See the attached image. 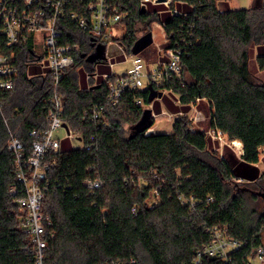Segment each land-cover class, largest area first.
I'll list each match as a JSON object with an SVG mask.
<instances>
[{"label": "trees", "instance_id": "1", "mask_svg": "<svg viewBox=\"0 0 264 264\" xmlns=\"http://www.w3.org/2000/svg\"><path fill=\"white\" fill-rule=\"evenodd\" d=\"M108 1L125 13L118 24L122 33L112 39L134 54L157 14L141 12L139 0ZM75 2L70 9H76ZM180 6L186 15L163 16L168 37L164 47L181 50L180 76L130 89L115 106L107 95L109 82L119 74L95 88L80 83L78 66L93 69L81 57L91 48V35L69 17L60 22L61 43L79 45L59 84L62 117L84 144L93 141V147H67L64 137L58 152L47 154L54 165L47 172L42 207L55 236L46 264H195L197 249L210 241L207 229L213 226L226 229L243 245L226 259L205 256L200 264H245L255 247L264 248V206L249 207L250 201L264 200V170L258 167L264 146V81L250 67L254 46L256 65L264 71V0L239 9L201 0L191 13L188 5ZM31 46V41L16 46L19 74L0 110V264H34L30 236L22 228L23 212L9 192L20 185L7 148L10 129H17L30 154L34 137L29 130L48 125L44 96L49 79L26 76V62L34 59ZM0 47L8 48L1 31ZM148 84L161 92L172 89L179 98L175 105L168 100V108L183 111L173 119L170 132L144 134L133 127L144 109L155 104ZM197 98L208 103V129L239 140L240 155L228 145L220 153L207 129L191 128L187 113ZM92 104H104L103 115L84 119L83 110ZM125 124L129 130L124 133ZM86 178L99 179L100 185L90 189Z\"/></svg>", "mask_w": 264, "mask_h": 264}, {"label": "built area", "instance_id": "2", "mask_svg": "<svg viewBox=\"0 0 264 264\" xmlns=\"http://www.w3.org/2000/svg\"><path fill=\"white\" fill-rule=\"evenodd\" d=\"M73 1H76V9L69 8ZM147 1L163 3L168 16L172 17L177 14H187V12L179 10L178 5H188L191 13V8L193 9L196 3L201 0H139L140 7H143L144 11H147L145 7ZM154 12L158 19L152 22L150 31L152 42L155 39V32L153 31L155 26L160 28L165 39L161 43L162 50L159 49L160 56L158 61L154 62V68L146 70V61L142 55L126 54L122 46L112 39L114 35H117L114 27L119 24L125 13L108 0H0V31L8 47L6 50L0 47V110L3 107L4 94L14 88L16 77L19 74L17 66L18 48L16 47L18 44L31 41L32 44L37 43L41 46L42 53H36L34 47L31 46V54L34 59L26 62V76L47 77L50 84L49 93L44 96V100L49 103L47 110L48 125L40 131L37 129L29 130V135L34 137L30 154H26L24 142L16 133L17 129H10L7 139V148L14 158V173L20 185V187L11 186L9 192L15 196L14 201L23 212L22 228L30 236L29 247L33 252L34 264H46V251L49 249L50 240L55 236V231L51 229L52 221L42 207L45 188L49 183L47 172L54 165V161L46 159L47 154L58 152L61 139L58 133L61 131H65L64 137L75 136L80 139L83 143L82 146L86 149L93 147V141L84 144L81 134L73 132L62 117L63 102L59 84L64 71L74 63V52L79 50V45L77 43H61L63 29L60 22L67 17L71 18L77 22L80 29L89 31L91 46L96 48L97 44L102 42L116 44L125 60H130V66L125 73L116 74L115 80L109 82L107 100L110 105L115 106L130 89H143L148 82L160 83L165 76L176 75L179 77L181 74V50L164 47V44L168 42L165 31L166 22L163 20L162 11ZM85 53L86 55L90 54L89 52ZM30 65H40L45 70L40 74L32 75L28 72ZM112 74L114 73L105 74L103 79ZM93 77H96V73L88 70L86 74L88 86L96 84L91 82ZM162 92L173 93L172 89H164ZM173 97L174 102L179 103V98L176 95ZM199 100L197 98L191 107H194ZM135 102L143 105L140 98H137ZM104 109V104H92L83 110L82 117L97 120L103 115ZM164 113L168 120L175 115L169 112ZM156 115L152 112L154 120ZM197 118L195 115L190 117V120L196 121ZM151 131H154L153 126L146 129L144 134ZM208 134L212 138L220 140L223 136L219 130H209ZM93 139L94 137H92ZM237 141L240 142L237 139L231 140L234 144L239 145ZM240 149L241 154V142ZM84 183L93 189L100 185V180L86 178ZM207 230L211 239L197 249L195 264H200L205 256L226 259L230 252L238 250L243 245L241 240L227 234L226 229L213 226ZM245 264H264V248L262 246L255 247L247 256Z\"/></svg>", "mask_w": 264, "mask_h": 264}, {"label": "rangeland", "instance_id": "3", "mask_svg": "<svg viewBox=\"0 0 264 264\" xmlns=\"http://www.w3.org/2000/svg\"><path fill=\"white\" fill-rule=\"evenodd\" d=\"M259 1L261 2V0H217L218 5L222 8H230V9H239V8H246L249 6H254L257 5L259 3ZM145 7L147 11H162V14L164 16H166L168 13L165 11L166 7L163 3H152L151 1H147L145 3ZM178 9L183 11V8L178 5ZM152 26V24H151ZM152 29V27H151ZM114 30L116 32L117 35L121 34L123 31V27L116 25L114 27ZM153 31L155 32V39L154 41L147 45L144 49H142L139 54L142 55L145 58L146 61V70H151L154 68L156 61H158L159 58V49L162 50V45L161 43L164 41V36L160 30V28L158 27H153ZM142 33V31L139 29L137 31V34L140 35ZM116 42V41H115ZM32 46L34 47V50L36 53H42L43 50L41 48V46L37 43H33ZM110 47H116V50L119 49L118 46L116 44H112V43H107L106 44V49H107V53L109 55L110 52ZM121 52V51H120ZM126 53V52H125ZM128 54V53H126ZM255 56H256V49L254 46L251 47V58H250V67L251 70L258 75L263 81H264V71L259 70L256 62H255ZM118 59H120L119 57H113L112 61H114L115 63L112 65V68L110 70L115 71L117 74H123L125 73L126 69L130 66V60L126 59L123 56L124 61H118ZM111 61L108 58V61L106 63H101L100 64V70L102 69H106L108 70V68L110 67ZM98 69V67H97ZM45 70L44 67H41L40 65H30L28 66V72L32 75H37L40 74L41 72H43ZM88 68L86 66V64L82 63L78 66V75H79V81L80 83H83L86 81V74L88 72ZM145 82L147 83V78L145 77ZM175 94L174 93H168V92H161V96H157L155 97L153 100L156 101V105L155 107H153V110H155V112H157L159 109L160 110H166L167 111V104H166V98H169L170 100L174 101V97ZM159 104V107H158ZM197 110L199 111V109L197 107H191L190 110L187 113L188 119L190 120V117H194L195 115L198 117V113ZM179 112H183V111H179ZM177 112V113H179ZM206 114V113H204ZM176 115H180V114H175L173 115V117L168 120L167 115L161 111L160 113H157L156 118L154 120L153 123V127L155 129V131L157 132H170L172 129V121L175 118ZM191 121V120H190ZM192 126L194 128H201V129H207V131H209L208 127H207V122H206V115L205 117H203L201 115V117H198L196 121H192ZM134 127V126H133ZM129 130V124H125V129H124V133L128 132ZM130 132H133V128H130ZM59 137L64 138L65 135V131H61V133H58ZM212 137V136H211ZM212 139H216V138H212ZM65 146L67 147H78V146H82V141L78 138H76L75 136L71 137V138H67V139H63ZM223 145H228L233 151L236 152L237 155H240L241 149H240V145L238 144H234L233 142H231V140H229L226 136H222L221 140L220 139H216L215 142V146L217 147L218 151L221 153L222 152V146ZM261 154V161L258 164L259 170L263 171L264 170V146L260 148ZM239 181V180H237ZM258 189V188H256ZM252 206L261 209L262 206H264V200H261L258 203H255L253 201L249 202V207L251 208Z\"/></svg>", "mask_w": 264, "mask_h": 264}, {"label": "water", "instance_id": "4", "mask_svg": "<svg viewBox=\"0 0 264 264\" xmlns=\"http://www.w3.org/2000/svg\"><path fill=\"white\" fill-rule=\"evenodd\" d=\"M141 12H144L143 7L141 8ZM151 43H152V37H151V33H149L137 41L133 53L137 54L139 51H141L142 49H144L147 45H149ZM105 50H106V45L99 43V44H97L94 52L87 54V55L85 52H83L81 54V57H84L85 61H87L89 63H95V64L103 63V62H105V59H106ZM98 86H99V84L94 85L92 87L95 88ZM148 89H149V99L150 100H153L157 96H161V91L155 90L153 88L152 84H148ZM151 116H152L151 108L146 107L143 111V114H142L140 121L134 125L135 131L140 132V131H145L146 129H148L152 124ZM64 126L66 127L65 123H64Z\"/></svg>", "mask_w": 264, "mask_h": 264}, {"label": "crops", "instance_id": "5", "mask_svg": "<svg viewBox=\"0 0 264 264\" xmlns=\"http://www.w3.org/2000/svg\"><path fill=\"white\" fill-rule=\"evenodd\" d=\"M110 48L111 49H110L109 55L107 53V49L105 50L106 59H105V62H103V63H106L108 61V58L111 61V64H110V67L108 68V70H106V69L100 70V67L99 66H100L101 63H99V64H95L94 63L93 64V69H91L92 71H94V73H96V77H93L91 79V81H93L96 84L100 83L101 80H103V76L105 74H111V73L117 74L115 71L110 70L112 68V65L115 63L114 61H112V58L113 57H117V58L119 57L120 59H118V61H124L123 55L120 53V50L119 49L116 50V47L115 48L114 47H110ZM97 67H98V69H97ZM85 83H86V86H88V81L87 80L85 81ZM168 100H170V99L169 98H166V104H167L166 105L167 106L166 108H167V111L166 110H160L159 109L157 112H155V110H153V107H155V105H156L157 102L154 101V100H153L154 103H155L154 106H153V103H151V104L148 105V107H150L151 110H152V112H154L155 114L160 113L161 111L176 114L177 112H175L174 110L168 108L169 107L168 106ZM170 101L174 105L177 104L176 102H174L172 100H170ZM195 106L199 109V111L197 110L198 117H201V115L203 117H205V114L204 113H206L205 110L208 108V103L205 100H199L195 104ZM158 107H159V104H158ZM154 131H155V129H154Z\"/></svg>", "mask_w": 264, "mask_h": 264}, {"label": "flooded vegetation", "instance_id": "6", "mask_svg": "<svg viewBox=\"0 0 264 264\" xmlns=\"http://www.w3.org/2000/svg\"><path fill=\"white\" fill-rule=\"evenodd\" d=\"M95 51V47L94 46H91L90 50L88 51L89 53H92Z\"/></svg>", "mask_w": 264, "mask_h": 264}, {"label": "bare ground", "instance_id": "7", "mask_svg": "<svg viewBox=\"0 0 264 264\" xmlns=\"http://www.w3.org/2000/svg\"><path fill=\"white\" fill-rule=\"evenodd\" d=\"M237 143H239V145H240V142L237 141Z\"/></svg>", "mask_w": 264, "mask_h": 264}]
</instances>
